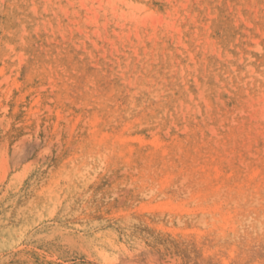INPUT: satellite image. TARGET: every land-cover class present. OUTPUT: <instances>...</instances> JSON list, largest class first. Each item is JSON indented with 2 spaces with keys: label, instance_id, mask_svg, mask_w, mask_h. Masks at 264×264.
<instances>
[{
  "label": "rangeland",
  "instance_id": "rangeland-1",
  "mask_svg": "<svg viewBox=\"0 0 264 264\" xmlns=\"http://www.w3.org/2000/svg\"><path fill=\"white\" fill-rule=\"evenodd\" d=\"M0 264H264V0H0Z\"/></svg>",
  "mask_w": 264,
  "mask_h": 264
}]
</instances>
